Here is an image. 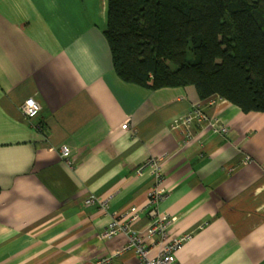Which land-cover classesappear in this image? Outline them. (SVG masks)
Wrapping results in <instances>:
<instances>
[{"label": "crops", "instance_id": "0c3cea01", "mask_svg": "<svg viewBox=\"0 0 264 264\" xmlns=\"http://www.w3.org/2000/svg\"><path fill=\"white\" fill-rule=\"evenodd\" d=\"M106 28L107 0H0V264L109 255L128 235L103 230L154 188L162 195L150 208L170 218L166 237L190 234L176 264H264V112L200 100L192 86L123 81ZM27 98L41 106L36 117L21 112ZM197 101L226 133L173 128ZM154 157L158 174L144 166ZM150 222L144 209L131 229L144 235ZM115 264L138 257L130 249Z\"/></svg>", "mask_w": 264, "mask_h": 264}, {"label": "trees", "instance_id": "16d2710c", "mask_svg": "<svg viewBox=\"0 0 264 264\" xmlns=\"http://www.w3.org/2000/svg\"><path fill=\"white\" fill-rule=\"evenodd\" d=\"M104 35L125 82L264 112V0H107Z\"/></svg>", "mask_w": 264, "mask_h": 264}, {"label": "built area", "instance_id": "2783aa9c", "mask_svg": "<svg viewBox=\"0 0 264 264\" xmlns=\"http://www.w3.org/2000/svg\"><path fill=\"white\" fill-rule=\"evenodd\" d=\"M217 98V97H216ZM213 101V99H209ZM41 110V106L33 98H27L21 105V112L26 118L36 117ZM196 122L198 124H208L213 131L224 134L227 132V127L215 116H209L204 111L203 105L200 101H197L191 105V109L188 113L179 115L173 119L172 126L177 128L179 126L186 125ZM126 124L122 125L125 128ZM61 157L68 160L70 156V150L67 146L63 145L59 149ZM162 157L150 158L144 166L150 167L154 173H159L160 160ZM250 157L246 156L245 161H249ZM162 192L159 188H154L150 192V200L147 204L142 207H131L126 215L127 221H119L113 219L107 227L103 230L102 237H112L117 233H125L128 235V241L122 245L119 249L115 250L109 255H104L96 258L90 264H115L116 257L122 253L132 249L138 257V264H176L175 251L178 250L182 243L189 239L190 234H182L177 237L167 238L166 237V226L170 222V218L164 214H158L154 207L150 208V204L160 198ZM94 200L89 198L86 200L87 203H91ZM148 209L151 222L148 226L144 235L135 233L131 229V223L136 221L142 210ZM172 219V218H171ZM155 237L159 238L161 247L157 251H153L155 244Z\"/></svg>", "mask_w": 264, "mask_h": 264}]
</instances>
